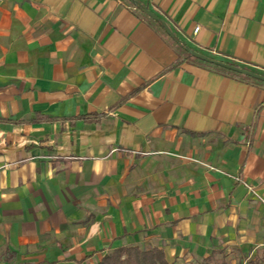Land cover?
Returning a JSON list of instances; mask_svg holds the SVG:
<instances>
[{"label":"crops","instance_id":"1","mask_svg":"<svg viewBox=\"0 0 264 264\" xmlns=\"http://www.w3.org/2000/svg\"><path fill=\"white\" fill-rule=\"evenodd\" d=\"M177 39L264 75V0H0V264L264 253V82Z\"/></svg>","mask_w":264,"mask_h":264},{"label":"trees","instance_id":"2","mask_svg":"<svg viewBox=\"0 0 264 264\" xmlns=\"http://www.w3.org/2000/svg\"><path fill=\"white\" fill-rule=\"evenodd\" d=\"M136 5L144 7V5H142V3L140 2H137ZM152 21L155 24H157L162 29V31H164V28L162 27V22L160 20L158 21L152 20ZM178 45H179L180 50L186 53L187 57L195 58L188 52V47L185 43L178 40ZM209 57L213 58L212 56H209ZM195 60H197L201 64L208 66L210 68L221 70L229 74H232L234 76L245 78L250 81L261 82L249 76H245L243 74L222 68L213 63H209V62L196 59V58ZM221 61L227 62L229 64L237 65L244 69L251 70L248 67L240 65L233 61H229V60H221ZM97 264H169V263L165 257V253L159 248L142 249L139 246H123V247L116 248L111 253H108L107 255H105L103 259Z\"/></svg>","mask_w":264,"mask_h":264},{"label":"water","instance_id":"3","mask_svg":"<svg viewBox=\"0 0 264 264\" xmlns=\"http://www.w3.org/2000/svg\"><path fill=\"white\" fill-rule=\"evenodd\" d=\"M129 1H131L132 3L135 2V0H129ZM149 14H150V16L154 17L152 13L149 12ZM163 25L166 28L167 32L169 34H171V30H170L169 26L167 25V23L163 22ZM188 52L192 56H194L195 58H198L200 60H203V61H206L209 63H213L215 65L222 67V68H225V69H228V70H231V71H234V72H237V73L243 74L245 76H249L251 78H254L256 80L264 82V75L260 74L258 72L248 70V69H244V68H241L237 65L229 64V63L221 61V60H216V59L210 58L209 56L202 54V53H199L193 49L188 48Z\"/></svg>","mask_w":264,"mask_h":264},{"label":"rangeland","instance_id":"4","mask_svg":"<svg viewBox=\"0 0 264 264\" xmlns=\"http://www.w3.org/2000/svg\"><path fill=\"white\" fill-rule=\"evenodd\" d=\"M226 258H230V262L232 264H264V253H259L258 255H254L253 253H245L241 256L238 253H229L228 255L225 254L224 259H218L219 261L216 262H207V263H199V264H222L223 262H228Z\"/></svg>","mask_w":264,"mask_h":264},{"label":"built area","instance_id":"5","mask_svg":"<svg viewBox=\"0 0 264 264\" xmlns=\"http://www.w3.org/2000/svg\"><path fill=\"white\" fill-rule=\"evenodd\" d=\"M200 29V27L198 26L196 29H195V31H198Z\"/></svg>","mask_w":264,"mask_h":264}]
</instances>
